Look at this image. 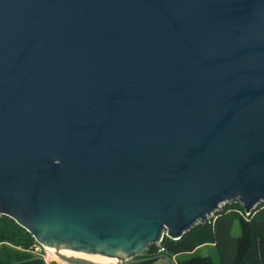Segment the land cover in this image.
Listing matches in <instances>:
<instances>
[{"label":"water","instance_id":"water-1","mask_svg":"<svg viewBox=\"0 0 264 264\" xmlns=\"http://www.w3.org/2000/svg\"><path fill=\"white\" fill-rule=\"evenodd\" d=\"M236 201L264 203V0H0V216L175 264L137 257Z\"/></svg>","mask_w":264,"mask_h":264},{"label":"trees","instance_id":"trees-1","mask_svg":"<svg viewBox=\"0 0 264 264\" xmlns=\"http://www.w3.org/2000/svg\"><path fill=\"white\" fill-rule=\"evenodd\" d=\"M244 216L240 203L230 202L209 223L195 225L179 240L164 237L159 247L149 245L137 258L163 254L175 264H264V203ZM235 223L238 236H233ZM36 246L31 234L11 218L0 216V264H45Z\"/></svg>","mask_w":264,"mask_h":264},{"label":"bare ground","instance_id":"bare-ground-1","mask_svg":"<svg viewBox=\"0 0 264 264\" xmlns=\"http://www.w3.org/2000/svg\"><path fill=\"white\" fill-rule=\"evenodd\" d=\"M50 248V247H49ZM53 253H50V255L53 257V255L55 254L56 256L58 255H65V256H72L74 258H85L87 260H90L94 263H100V264H114L117 262H120V259L117 258H101L95 255H86V254H81V253H76V252H72L70 250H60V249H56V248H50ZM57 260V259H55Z\"/></svg>","mask_w":264,"mask_h":264},{"label":"rangeland","instance_id":"rangeland-1","mask_svg":"<svg viewBox=\"0 0 264 264\" xmlns=\"http://www.w3.org/2000/svg\"><path fill=\"white\" fill-rule=\"evenodd\" d=\"M225 204H228V203H223V204H221L220 206H221V208L223 207V206H225ZM220 208V209H221ZM213 217H214V215H213ZM212 216L211 217H209L208 219L210 220V219H212L213 218ZM199 222H197V224H198ZM239 235V227H238V225L235 223V225H234V229H233V236H238ZM36 248H37V250H39V252H41V253H43V254H46V253H53V252H51L52 250L49 248V247H47V246H44V247H42L41 245H39L38 243H37V246H36ZM51 258L52 259H57V260H60L55 254L53 255V257L51 256ZM85 259V258H84ZM87 260V259H86ZM156 264H170L169 262H167V261H164V260H162V259H160V260H157L156 261Z\"/></svg>","mask_w":264,"mask_h":264},{"label":"built area","instance_id":"built-area-1","mask_svg":"<svg viewBox=\"0 0 264 264\" xmlns=\"http://www.w3.org/2000/svg\"><path fill=\"white\" fill-rule=\"evenodd\" d=\"M241 205V204H240ZM242 207V206H241ZM257 206H254L253 210L256 208ZM243 209V208H242ZM252 210V211H253ZM251 211V212H252ZM243 212H244V217H248L250 216L251 212H245L244 209H243ZM242 215V213H240ZM213 217V216H212ZM160 246V243L157 244V247ZM35 251L38 252L39 256L42 258V260L44 261L45 264H68L67 262L63 261V260H55V259H52L51 258V255L49 253H46V254H43L41 252H39V250H37V248H35ZM159 253H162L163 252V249H160L158 251Z\"/></svg>","mask_w":264,"mask_h":264},{"label":"crops","instance_id":"crops-1","mask_svg":"<svg viewBox=\"0 0 264 264\" xmlns=\"http://www.w3.org/2000/svg\"><path fill=\"white\" fill-rule=\"evenodd\" d=\"M164 261H166V260H164ZM168 262V261H167ZM153 264H156V262H154Z\"/></svg>","mask_w":264,"mask_h":264}]
</instances>
